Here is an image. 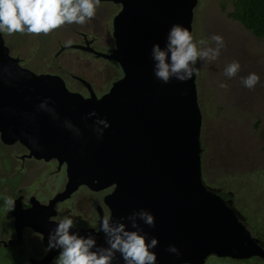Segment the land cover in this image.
Wrapping results in <instances>:
<instances>
[{"label": "water", "instance_id": "1", "mask_svg": "<svg viewBox=\"0 0 264 264\" xmlns=\"http://www.w3.org/2000/svg\"><path fill=\"white\" fill-rule=\"evenodd\" d=\"M114 1L121 8L112 18L114 46L107 57L116 61L121 75L99 96L87 85L82 96L66 89L57 75L19 66L0 35V142L17 141L27 156L64 164V187L48 207L84 185L92 191L109 187L103 199L108 215L124 218L129 228L130 213L151 212L154 227L139 223L146 240H158L151 249L156 264H200L207 255L256 256L264 262L261 242L244 227L231 200L219 198L202 180L195 75L163 83L153 73L152 45L163 48L173 24L190 31L196 0ZM45 100L54 113L39 109ZM92 111L96 116L88 115ZM97 118L109 125L99 138L93 130ZM66 121L79 135L65 127ZM40 225L48 246L57 225L45 219ZM99 234L81 236L91 235L106 247L104 233ZM169 245L180 255L170 253ZM113 263L125 264L119 253Z\"/></svg>", "mask_w": 264, "mask_h": 264}, {"label": "rangeland", "instance_id": "2", "mask_svg": "<svg viewBox=\"0 0 264 264\" xmlns=\"http://www.w3.org/2000/svg\"><path fill=\"white\" fill-rule=\"evenodd\" d=\"M231 8L230 0H196L192 8L190 32L194 40H209L213 35H219L224 41V47L216 60H198L195 65L197 71L194 73V84L201 118L199 128L202 147L200 173L205 184L213 188L222 186L235 192L236 206L240 211L237 212L241 216L245 215L250 221L260 222L254 227L247 228L246 226L249 233L257 235L256 232H260L264 238L263 206L259 212H254L253 208L256 203L246 198L250 188L258 189L261 185L260 167L263 160L258 148L260 144H264L263 140L259 141V135H262L264 139V38L254 37L239 22L229 18L227 13ZM52 32L56 33V39L58 38L59 41L60 38L62 44L63 28ZM17 33L9 35L3 32L2 34L3 44L7 46L12 39L16 44L10 50L11 55L18 57L21 66L33 72H49L50 65H47L46 54L54 50L56 43L49 42L45 46L43 42L40 45L39 39L36 44L27 39L22 42ZM212 46L215 47L214 44ZM48 49L50 50L47 51ZM41 54H43L44 63L35 64V60H32L31 64L26 63L27 58L33 59ZM59 55L61 56L56 57V60H60V62L56 61L59 65L65 68L75 65L76 73L90 80L91 84L97 88L105 90L108 88L106 81L108 80L110 84L116 79L115 75L108 76L105 80L102 79L111 72L108 66L85 61L80 56L61 53ZM233 61L240 64V70L234 77L229 78L225 76L224 69L228 63ZM250 73H256L259 76V82L252 89L246 88L241 83V79ZM100 80L102 81L96 82ZM222 83L227 87L221 88ZM67 86L70 90L78 91L70 83ZM257 117L259 122L254 127ZM10 149L13 148H8L9 151ZM4 152L5 148L0 145V155ZM2 160H5L4 157ZM253 165L259 166L258 171L253 169ZM2 168L4 167L0 163L1 171ZM257 172L259 177L255 176ZM261 192V190L257 191L254 198ZM77 195L79 193L75 196ZM260 200H262L261 197ZM73 202L70 206L71 213ZM259 205L258 207H261ZM3 219V211H1L0 224ZM10 254H13L11 250L0 248V264L10 263ZM207 256L200 264H221L212 259L207 260ZM256 263L261 264L257 260L246 264Z\"/></svg>", "mask_w": 264, "mask_h": 264}, {"label": "flooded vegetation", "instance_id": "3", "mask_svg": "<svg viewBox=\"0 0 264 264\" xmlns=\"http://www.w3.org/2000/svg\"><path fill=\"white\" fill-rule=\"evenodd\" d=\"M121 8V4L114 0H101L100 6L96 9L94 18L89 20L83 25L79 24H65L62 26L64 39L62 44L60 38L56 39L55 32L45 34H28V33H17L19 40L25 42L27 39L31 43H37L38 39L40 45L45 43V46L50 43H56L54 50L46 54L48 61L47 65H50L49 72H33V73H49L59 76L65 87L69 91L70 88L67 86L68 83L75 86L82 96L87 95V88L95 96H99L105 92L101 88L95 87L91 84L90 80H86L81 74L76 73V66L63 67L56 61L57 56L61 54L80 56L85 61H93L95 64L108 66L111 72L103 80L107 79L108 76H114L117 79L120 75V68L116 61L107 57L110 49L113 48V36L112 31V18ZM61 28V27H60ZM59 30V28L57 29ZM104 33V36L102 34ZM3 32H0L2 38ZM255 37V36H254ZM258 38V37H257ZM3 40V39H2ZM52 40V41H51ZM12 39L11 43L5 47L7 54L11 57L16 58L17 64L21 66L20 59L16 56H12L10 50L12 46H16ZM70 42V43H69ZM48 49L47 51H49ZM60 51V52H59ZM59 52V54H58ZM35 60V64L44 63L43 54L36 58H27L25 61L31 64V61ZM24 67V66H21ZM25 68V67H24ZM27 69V68H26ZM114 78V79H115ZM96 81L97 83L101 82ZM109 87L108 80L106 81ZM105 84V85H106ZM104 85V86H105ZM200 115V113H199ZM201 121V118H200ZM259 122V118L255 119L254 127ZM261 133V131H260ZM263 140V136L259 135V141ZM5 152L0 155V163L4 168L0 170V214L3 211V220L0 224V248L3 250H11L13 254L9 255L11 258L8 264H55L56 258L60 251L56 249L49 250L44 244L41 234V223L54 222L64 218L65 216L74 219L75 227L71 228L73 232L78 233L80 236L82 233H91L92 235L98 236L101 231H98L99 224L104 216L108 215V209L103 199L104 196L109 192L110 188L105 187L103 189L92 191L84 185H78L74 191H72L67 197L56 200L47 206L48 201L58 192H60L65 183L64 164L58 163L56 159L50 158L43 160L37 159L32 156H27V149L23 147L17 141L9 144H3ZM8 148H13L8 150ZM260 157L262 158L261 163V185L258 189L250 188L246 198L256 203L253 211L259 212L263 206L264 211V144L259 145ZM4 157V161L2 160ZM258 162V161H257ZM45 166V168L43 167ZM259 166L253 165V169H257ZM45 170V171H44ZM258 176V172L255 174ZM216 195L221 199H230L234 209L239 211L236 206V194L234 191L224 188L222 186L214 187ZM261 190L259 196L255 197V193ZM77 193L79 195L75 196ZM10 197L14 200V208L8 210L5 204L4 197ZM260 197L262 200H260ZM74 201V202H73ZM73 212L70 211L71 203ZM261 203V205H259ZM261 206V207H258ZM240 212V211H239ZM243 219L244 227H254L259 225V221H250L246 216H241ZM16 222V223H15ZM253 224V225H251ZM56 226L52 225V230ZM249 231V229H248ZM250 232V231H249ZM251 234L261 242L264 249V238L260 232ZM208 255L207 260L212 259L213 261L220 262L221 264H246L252 260H257L258 263L264 264V262L256 257L250 256L247 258H230ZM5 264V263H4ZM116 264V263H113ZM257 264V263H256Z\"/></svg>", "mask_w": 264, "mask_h": 264}, {"label": "clouds", "instance_id": "4", "mask_svg": "<svg viewBox=\"0 0 264 264\" xmlns=\"http://www.w3.org/2000/svg\"><path fill=\"white\" fill-rule=\"evenodd\" d=\"M100 3L101 0H0V32L9 35L17 32L47 35L65 24L83 25L94 18ZM223 47L224 41L219 35H213L209 40L195 41L187 28L173 24L167 33L165 46L162 48L158 43L152 45L154 76L163 83L173 78L185 82L197 71L195 65L198 60H216ZM239 70L240 64L233 61L226 65L224 74L231 78ZM258 82L256 73L241 79V83L249 89ZM220 87L226 88L227 85L222 83ZM38 107L54 113L53 109L48 108L47 100ZM88 115L96 116V113L92 111ZM101 125L103 127H99ZM65 127L79 135V129L71 122L66 121ZM107 127L109 125L105 119L97 118L93 130L99 138ZM4 199L8 210L13 209L14 200L7 196ZM126 219L131 228L123 222L124 218L113 220L111 215L102 218L98 231L104 233L106 247L97 245L91 235L84 237L70 233V229L75 227L73 218L65 216L56 221L57 226L49 233L47 246L48 249L61 250L55 264H113L116 253L120 254L125 264H156L157 257L151 249L157 246L158 240L155 237L146 240V233L139 223L142 221L154 227V216L148 210L140 209L130 213ZM167 250L180 255L174 245H169Z\"/></svg>", "mask_w": 264, "mask_h": 264}, {"label": "trees", "instance_id": "5", "mask_svg": "<svg viewBox=\"0 0 264 264\" xmlns=\"http://www.w3.org/2000/svg\"><path fill=\"white\" fill-rule=\"evenodd\" d=\"M227 16L236 20L251 35L264 38V0H230Z\"/></svg>", "mask_w": 264, "mask_h": 264}]
</instances>
